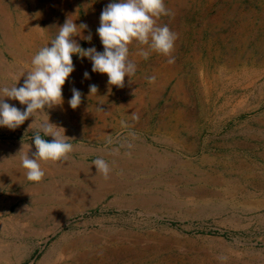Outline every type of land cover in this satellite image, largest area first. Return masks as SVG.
<instances>
[{
	"label": "rangeland",
	"instance_id": "1",
	"mask_svg": "<svg viewBox=\"0 0 264 264\" xmlns=\"http://www.w3.org/2000/svg\"><path fill=\"white\" fill-rule=\"evenodd\" d=\"M107 3L0 0V86L30 69L67 18L88 26L73 37L82 48L103 51ZM164 3L156 23L177 34L174 63L144 59L134 41L136 73L118 88L73 55L63 103L45 109L73 150L42 162L39 182L18 153L34 117L0 128V264H264V0ZM101 157L107 177L92 165Z\"/></svg>",
	"mask_w": 264,
	"mask_h": 264
},
{
	"label": "clouds",
	"instance_id": "2",
	"mask_svg": "<svg viewBox=\"0 0 264 264\" xmlns=\"http://www.w3.org/2000/svg\"><path fill=\"white\" fill-rule=\"evenodd\" d=\"M168 14L164 0H109L101 10L96 28L103 51H98L94 46L82 48L73 37L77 36L78 28L81 33L88 26L83 23L78 26L74 20L67 18L50 43L33 55L30 69L24 71L14 84L0 86V128L15 130L29 117H34L28 126L33 133L31 143L27 144L26 149L22 145L18 152L22 153L20 167L28 181L39 182L44 177L42 162L59 161L73 150L70 143L72 138L65 134L62 126L50 122L45 111L63 103L62 88L75 70L73 55L89 59L91 72L106 75L109 85L123 87L125 77L134 75L137 70V65L129 60V45L134 41L147 46L138 49V54L144 59L155 52L169 57L168 63H174L175 58L171 53L177 34L166 24L160 26L156 23L160 16ZM86 39L90 41L91 35ZM21 76H24L23 84L17 87ZM83 77L90 79V73L85 71ZM149 79L154 80L155 77ZM97 91L96 84L89 85V94H96ZM71 93L67 103L71 109H76L81 103L82 94L75 87L71 88ZM5 97L25 107H17ZM37 117L46 118L33 130L31 126L36 123ZM92 165L105 177L109 175V164L104 158L94 159Z\"/></svg>",
	"mask_w": 264,
	"mask_h": 264
},
{
	"label": "bare ground",
	"instance_id": "3",
	"mask_svg": "<svg viewBox=\"0 0 264 264\" xmlns=\"http://www.w3.org/2000/svg\"><path fill=\"white\" fill-rule=\"evenodd\" d=\"M40 1V0H39ZM56 1V0H55ZM49 6V5H48ZM20 7V6H19ZM55 7V6H54ZM56 8H57V6H56ZM34 11H35V9H34ZM4 26V25H3ZM57 27V26H56ZM55 32H56V34L58 33V31H59V29H58V27L56 28V30H54ZM19 32V31H18ZM32 33V32H31ZM27 58V57H26ZM70 79H71V77H70ZM84 84V83H83ZM69 85V84H68ZM73 85H76V87H77V85H81V83L79 82V80H77V81H75V80H72V85L71 86H73ZM88 87V86H87ZM63 91H65V90H63ZM88 91V96L89 97H92L93 96V94L94 93H92V94H89V90H87ZM104 127V126H103ZM17 168V167H16ZM21 171V170H20ZM50 173V172H49ZM83 176V175H82ZM10 178V177H9ZM108 242V241H107ZM71 250V249H70ZM106 259V258H105Z\"/></svg>",
	"mask_w": 264,
	"mask_h": 264
}]
</instances>
